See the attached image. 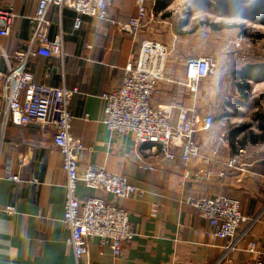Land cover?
Masks as SVG:
<instances>
[{"label": "crops", "instance_id": "obj_1", "mask_svg": "<svg viewBox=\"0 0 264 264\" xmlns=\"http://www.w3.org/2000/svg\"><path fill=\"white\" fill-rule=\"evenodd\" d=\"M181 1L191 6L194 0H167L161 5L155 0L154 18L135 32L118 29L135 15L134 0H108L104 18L80 15L69 6L47 5L48 37L61 39V55L33 57L27 70L37 82L77 89L68 109L70 132L86 147L78 171L103 168L122 175L140 191L116 199L78 182L77 194L81 199L100 196L124 208L134 235L118 257L110 244H100L99 237L88 240L87 255L74 257L68 246L69 230L62 222L66 176L63 156L53 143V128L4 122L0 78V264H246L253 257L246 250L251 241L264 248V137H260L264 136V115L256 123H242L240 117L250 112L244 103L236 104L210 129L195 133L198 153L186 161L180 156V143L171 148L173 157L167 158L153 143L137 145L131 134L112 131L103 122L101 94L118 88L130 54L144 39H160V33L176 38L175 24L166 10ZM214 1L196 0L202 4ZM37 2L0 0V8H11L14 13L9 34L0 35V73L6 70L4 55L13 61L14 52L24 49L32 36L29 19ZM186 24L181 23V29ZM165 45L170 49L165 77L152 105H171L174 120L180 113L192 120L208 113L199 100L201 91L189 93L183 84L184 70L172 75L170 65L211 54L218 62L217 75H226L221 65L238 60L243 67L231 74L240 75L245 92L257 78L244 79L243 72L264 75L253 70L254 65L264 66V56L258 51L255 56L252 46L241 52L234 49L235 43L222 40L209 51L204 46ZM243 124L246 128L233 132ZM232 158L244 169L227 166ZM220 195L238 199L246 217L232 238L214 237L194 206L200 199Z\"/></svg>", "mask_w": 264, "mask_h": 264}, {"label": "built area", "instance_id": "obj_2", "mask_svg": "<svg viewBox=\"0 0 264 264\" xmlns=\"http://www.w3.org/2000/svg\"><path fill=\"white\" fill-rule=\"evenodd\" d=\"M107 1L38 0L34 15L29 19L33 23L32 36L24 49L14 52L13 61L4 55L6 70L0 73L4 122L9 120L15 125L53 128V143L63 156L62 167L66 176L62 222L69 230L68 246L76 259L87 255L88 240L92 237H99L101 245L110 244L113 255L118 257L123 245L134 235L124 208L100 196L81 199L77 194L78 182L116 199L128 198L140 191L122 175L103 168L88 167L81 173L78 171V162L86 147L70 132L72 115L68 109L77 89L35 81L27 70V63L38 55H61V39L48 37L49 22L45 18L48 4L69 6L80 15L104 18ZM134 1L136 13L126 23L118 25L120 31H138L154 18L155 0ZM13 18L11 8H0L1 36L9 34ZM79 22L77 19L76 25ZM169 51L167 45L156 39L141 42L139 49L130 54L118 88L101 94L105 102L103 122L112 131L131 134L137 145L153 143L167 158L173 157L170 150L180 143V156L186 161L198 153L195 133L210 129L214 120L210 114L195 116L192 120L184 113L178 114L174 120L171 105L162 108L152 105V98L161 91ZM218 68L214 55L188 57L184 63L183 84L189 93L196 95L199 83L215 77ZM237 162L232 158L227 166L235 167ZM237 167L244 169L242 164ZM10 178L17 179V176L11 175ZM194 206L208 222L211 234L220 239L232 238L246 219L241 213L239 200L233 197H206L196 201ZM246 250L253 256L246 264H264V248L257 241H251Z\"/></svg>", "mask_w": 264, "mask_h": 264}, {"label": "rangeland", "instance_id": "obj_3", "mask_svg": "<svg viewBox=\"0 0 264 264\" xmlns=\"http://www.w3.org/2000/svg\"><path fill=\"white\" fill-rule=\"evenodd\" d=\"M244 1L237 8L225 7L221 5V0L214 1V4H208V2L202 4L194 0L191 6L189 1L176 2L177 4L166 10V13L171 14V20L175 24L176 38H173L170 33H160V39L156 38V40L164 44L174 42L175 45L179 46L186 44L196 48L204 46L206 51H209L217 45V42L222 40L227 43H235L234 49L236 51L244 52L246 48L252 46L255 50L254 55L256 56L260 52L262 57L264 56L262 18L250 14L247 10V7L254 0ZM186 12L188 13L186 14ZM180 13L183 15L180 16ZM181 23L187 24L181 29ZM207 23L242 24L247 33H243L239 28L214 31ZM237 62L238 60H234L233 63L231 61L230 64L221 65V72L225 70L226 75H216L201 81L198 86V92L201 91L200 93H202L199 100L204 103L205 112L210 114L214 121L220 119L224 112L233 111L236 104L244 103L250 114L247 117L245 115L240 117L241 122L253 121L256 123L258 120L261 121L262 115H264V77L251 80L248 91H243V79L242 81L239 79L240 75H232L234 71L239 72L243 67L242 64H239L240 62ZM170 67L172 75L181 74L184 70L182 63L172 64Z\"/></svg>", "mask_w": 264, "mask_h": 264}, {"label": "trees", "instance_id": "obj_4", "mask_svg": "<svg viewBox=\"0 0 264 264\" xmlns=\"http://www.w3.org/2000/svg\"><path fill=\"white\" fill-rule=\"evenodd\" d=\"M167 2V0H159V5L164 4ZM242 2H245L244 0H221V5L225 7H231V8H237ZM247 10L249 13L257 14L264 20V0H254L250 3V5L247 7ZM211 28H213L214 31L221 30V29H234L239 28L242 30L243 33H247L246 29H244V25L242 24H222V23H207ZM210 28V29H211ZM253 67V66H252ZM263 65H258L253 67V70L256 72V69H258L260 74H264ZM242 78L248 79V78H260L264 77V75H249L247 72H243L241 75ZM245 85V84H244ZM246 128V126L243 124L240 128L234 129L233 132L243 130ZM232 132V133H233ZM260 137H264L263 135ZM252 139V136H250Z\"/></svg>", "mask_w": 264, "mask_h": 264}]
</instances>
